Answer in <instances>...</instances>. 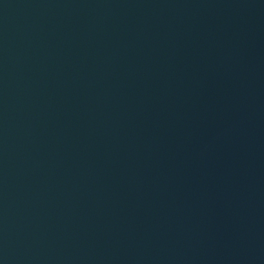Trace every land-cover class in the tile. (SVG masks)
I'll list each match as a JSON object with an SVG mask.
<instances>
[{
    "label": "water",
    "instance_id": "95a60500",
    "mask_svg": "<svg viewBox=\"0 0 264 264\" xmlns=\"http://www.w3.org/2000/svg\"><path fill=\"white\" fill-rule=\"evenodd\" d=\"M0 264H264V0H0Z\"/></svg>",
    "mask_w": 264,
    "mask_h": 264
}]
</instances>
